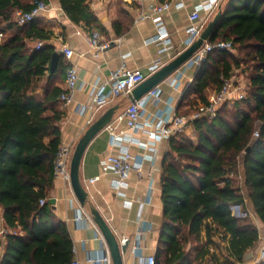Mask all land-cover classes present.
<instances>
[{
	"label": "trees",
	"instance_id": "16d2710c",
	"mask_svg": "<svg viewBox=\"0 0 264 264\" xmlns=\"http://www.w3.org/2000/svg\"><path fill=\"white\" fill-rule=\"evenodd\" d=\"M35 1L0 0V206L7 225L23 231L6 236L0 264H72L74 241L48 198L65 114L59 82L68 64L61 58L52 71L55 46L44 42L36 47L38 40L52 37L41 16L24 25L15 21L16 10H28ZM60 2L74 22L97 26L89 0ZM218 40H232L234 48L209 53L185 91L179 113L209 104L208 87L221 89L223 77H231L240 63L236 47L251 49L254 70L246 97L235 102L234 110H227L226 102L215 116L192 119L193 135L171 137L155 264H238L260 239L254 220L234 215L231 205L246 208L243 189L234 182L243 165L249 199L264 222V0H226L209 39ZM42 198H47L43 205ZM215 237L227 241V260L212 250Z\"/></svg>",
	"mask_w": 264,
	"mask_h": 264
},
{
	"label": "crops",
	"instance_id": "0c3cea01",
	"mask_svg": "<svg viewBox=\"0 0 264 264\" xmlns=\"http://www.w3.org/2000/svg\"><path fill=\"white\" fill-rule=\"evenodd\" d=\"M47 1L49 8L42 13L41 18L42 25L52 31V37L43 41L54 45L55 51L61 53L60 59L63 58L66 64H74L79 74L78 88L73 101L69 104H61L65 113L60 122L61 143L71 144L74 149L88 127L111 106H120L112 120V125L118 131L126 129V121L118 117L132 102L131 94L115 98L99 111L90 109L86 115L78 112V105L91 104L98 87L108 84L111 72L121 67L123 63H126L129 69L143 70L148 77L153 74L149 69L151 64L161 60L162 67L184 51L187 27L190 24L189 13L200 8L201 2V0H170L173 4L181 1L185 5L183 7L172 5L163 13L173 45L163 51L162 44L146 43V39L156 33V24L152 18L142 19L140 15L142 12H150L151 4L167 0H89V5L98 19L97 26L91 29L84 22H74L63 9L60 0ZM94 30L100 32L102 41L110 42V46L102 50L98 56L95 55L88 38ZM64 45L74 50L70 60L63 52ZM199 67L187 65L185 62L157 85L161 89L160 98L145 104L141 116L144 125L133 132L139 143L126 140L123 142L136 157L143 158V171L141 176L137 170L131 172L124 194H120L113 186L115 174L104 172L102 168L103 159L110 154L120 152L121 149L120 145H112L107 128L101 130L91 140L84 153L80 174L89 192V202L84 208L90 213L93 206L98 208L119 239L130 238L127 249L123 252L125 264H143L142 261L148 256L156 255L164 226L162 175L166 154L171 147V137H153L151 135L153 127L147 121L157 120L154 114L158 109H161L162 116L167 119L178 113L181 99L194 80ZM59 84L65 88V74ZM216 91L217 88L208 87V98ZM233 95L235 96L236 92ZM192 130L193 126L190 123L186 132L190 134L189 131ZM91 177L97 179L90 182ZM234 178L235 184L243 189L246 198V208L240 204L236 205L241 212L254 220L260 230L259 241L245 253L244 261L238 264H253L259 257V246L264 236V222L249 199L243 165H240L239 173ZM48 198L55 199V202L51 203L52 208L68 225L75 246L74 259L80 264H95L89 260V256H101L108 247L105 240L98 236L95 224L76 220L81 203L75 196L72 186L63 177L55 176ZM142 202L145 203L142 205ZM233 214L244 216L235 212ZM2 228L23 233L20 227L14 229L7 225L4 210L0 206V229ZM215 239L217 244L212 250L219 253L223 260H227L225 256L227 241H221L217 237ZM5 241L6 237L0 242V261L5 251ZM136 246H139V249Z\"/></svg>",
	"mask_w": 264,
	"mask_h": 264
},
{
	"label": "built area",
	"instance_id": "2783aa9c",
	"mask_svg": "<svg viewBox=\"0 0 264 264\" xmlns=\"http://www.w3.org/2000/svg\"><path fill=\"white\" fill-rule=\"evenodd\" d=\"M223 0H201L200 8L194 9L189 13L190 24L187 27V37L185 39V47L191 46L201 35L204 30L207 21L214 14ZM172 5L177 7H183V2H177L173 4L172 1L167 0L161 3H154L150 6V12H142L140 18H152L156 24V33L146 39V43H158L162 44V50H167L172 47V38L170 32L165 24L163 13L169 9ZM49 8V2L47 0H36L33 6L28 9H18L15 12L14 19L19 25H24L27 22L32 21L34 18L39 17L42 13ZM203 11L204 13H202ZM4 37V32L0 31V42ZM89 42L92 48L95 50V55L110 46V42L102 41L99 31L94 30L89 35ZM44 45L43 40H38L36 47L40 48ZM234 48L232 40H218V41H206L187 61L186 64L190 66H201L208 58L209 53L214 49H229ZM63 52L65 56L70 60L74 55V50L68 45L63 46ZM162 65L161 60H157L149 66L150 72H156ZM147 78V74L141 69H129L126 63L111 72L108 84H103L98 87L97 91L92 97L91 104H79L78 112L82 115H86L89 110L99 111L106 105L112 102L115 98L122 95H129L133 89ZM79 74L74 64H68L65 71V88L60 94V100L63 104H69L74 99V94L78 88ZM236 92V95L233 94ZM161 89L156 86L148 93L143 95L140 99L131 102L126 111L118 117L120 120L126 121V129L118 131L112 122L107 125V129L111 135V143L114 146L121 147L120 152L116 154H110L106 156L102 161V168L104 172H113L115 179L113 180V186L120 194H124V189L128 186V178L133 170H137L139 175H142L143 171V158L136 157L128 147H125L123 142L129 141L131 143H139L138 139L133 135L134 131L140 129L144 123L141 121L142 111L145 104L149 101H156L160 98ZM246 97L245 87L241 84H237V80L231 77H223V85L221 89L217 90L210 98L209 104H200L197 106V110L193 115H187L182 113H175L172 118L167 119L162 116L161 109H158L154 114L156 121H147L152 127L151 135L153 137H173L178 133L184 131L190 121L194 118L204 115L215 116L219 107L229 102L230 100H238ZM259 133L256 132V135ZM74 148L71 144L61 143L58 153L54 161L55 176L63 177L69 185H71V160L73 156ZM97 177H91L90 182H93ZM47 201V198H42L40 203L43 205ZM145 202H142V205ZM238 205L232 206L233 212L239 215H246L241 212ZM76 220L80 222H91L95 224L98 236L103 238L100 228L96 225L93 219V215L87 211L83 205H80ZM10 232H14L9 228L0 229V242ZM129 237H123L119 239L120 244H126L129 241ZM105 240V239H104ZM139 249V246H136ZM89 260L95 264H113L110 251L107 248L101 256H89ZM264 260V236L261 238L259 246L258 260L253 263L257 264ZM143 264H155L156 255H150L146 260L142 261ZM72 264H80L78 260H73Z\"/></svg>",
	"mask_w": 264,
	"mask_h": 264
},
{
	"label": "water",
	"instance_id": "95a60500",
	"mask_svg": "<svg viewBox=\"0 0 264 264\" xmlns=\"http://www.w3.org/2000/svg\"><path fill=\"white\" fill-rule=\"evenodd\" d=\"M223 15L222 6L219 7L215 17L207 24L202 31L200 37L188 48L182 51L178 56L170 62L164 64L156 72L148 76L144 81L138 84L131 93V101L134 102L148 93L159 83L172 75L179 69L206 41L210 39L216 28L218 27ZM61 53L55 51L51 61V70L55 71L60 61ZM119 105H114L105 110L86 130L75 146L71 160V186L73 192L81 205L85 206L89 202V192L84 186L80 168L84 153L91 140L104 128L110 124L119 109ZM50 203H54L55 199L51 198ZM93 219L100 228L105 239L107 247L113 259V264H125L123 252L127 249V243L121 245L117 234L114 232L108 221L96 207L91 208Z\"/></svg>",
	"mask_w": 264,
	"mask_h": 264
},
{
	"label": "rangeland",
	"instance_id": "374dc122",
	"mask_svg": "<svg viewBox=\"0 0 264 264\" xmlns=\"http://www.w3.org/2000/svg\"><path fill=\"white\" fill-rule=\"evenodd\" d=\"M225 4H226V0H223L221 2L220 6H222V8H224ZM218 10H219V8H218ZM217 11L214 14H212L210 19L207 21L206 26L215 17ZM250 51H251V49L249 47H241V48L236 47L234 49V54L240 60V63L238 65L234 66L232 76L235 80H237V84H241L242 86L245 87L246 94H247V89H248L249 83H250V75L252 74V72L254 70V64H255L252 55L249 53ZM238 100H240V99H238ZM236 101L237 100H230L229 102H227L228 103L227 110H234V106H235ZM187 108L188 107H186V109ZM195 112H196V110L191 112V114H187V115H193ZM189 125L190 124H188V126ZM188 126H187V128H188ZM187 128L182 132L187 133L186 132ZM189 133L193 134L194 132L192 130V131H189ZM236 182H238V181H236ZM192 244L193 243H190V245L188 246V250L191 249ZM193 264H198V262H194Z\"/></svg>",
	"mask_w": 264,
	"mask_h": 264
}]
</instances>
